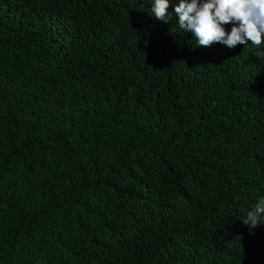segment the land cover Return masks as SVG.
<instances>
[{"label":"trees","instance_id":"trees-1","mask_svg":"<svg viewBox=\"0 0 264 264\" xmlns=\"http://www.w3.org/2000/svg\"><path fill=\"white\" fill-rule=\"evenodd\" d=\"M153 2L0 0V264H264V57Z\"/></svg>","mask_w":264,"mask_h":264},{"label":"clouds","instance_id":"clouds-1","mask_svg":"<svg viewBox=\"0 0 264 264\" xmlns=\"http://www.w3.org/2000/svg\"><path fill=\"white\" fill-rule=\"evenodd\" d=\"M151 12L164 23L178 18V27L190 33L198 47L216 43L232 49L250 42L256 55L264 57V0H178L175 5L171 0H154ZM243 224L264 225V196L248 211Z\"/></svg>","mask_w":264,"mask_h":264}]
</instances>
